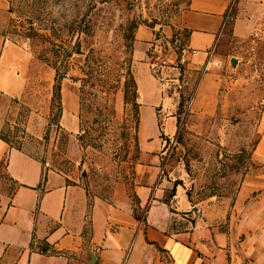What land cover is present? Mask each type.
<instances>
[{"label": "rangeland", "instance_id": "1", "mask_svg": "<svg viewBox=\"0 0 264 264\" xmlns=\"http://www.w3.org/2000/svg\"><path fill=\"white\" fill-rule=\"evenodd\" d=\"M190 2L0 0V63L7 70L16 61L20 80L11 103L16 114L3 136L93 196H133L142 160L136 34L140 28L168 29L172 38L158 36L172 43L181 37ZM174 52L151 61L169 98L165 117H176L164 175L171 186L185 187L197 206L233 205L245 176L264 173V165L252 161L264 136V45L257 49V43L229 38L214 83L204 86L203 75L191 76L168 60Z\"/></svg>", "mask_w": 264, "mask_h": 264}, {"label": "crops", "instance_id": "2", "mask_svg": "<svg viewBox=\"0 0 264 264\" xmlns=\"http://www.w3.org/2000/svg\"><path fill=\"white\" fill-rule=\"evenodd\" d=\"M181 31L196 51L183 65L186 73L203 75V86L213 84L229 38L257 43V49L264 45V0H191ZM159 32L169 39L175 34L140 28L134 43L142 160L133 196H93L3 136L6 121L16 114L11 103L20 80L17 62L9 61L14 68L4 70L1 61L0 264H264V196L257 197L264 173L245 176L233 205L200 206L185 187L171 186L162 175L176 117H165L169 98L151 63L170 51L160 50ZM174 53L169 61H178ZM5 80L10 85H2ZM252 161L264 165V136Z\"/></svg>", "mask_w": 264, "mask_h": 264}, {"label": "built area", "instance_id": "3", "mask_svg": "<svg viewBox=\"0 0 264 264\" xmlns=\"http://www.w3.org/2000/svg\"><path fill=\"white\" fill-rule=\"evenodd\" d=\"M159 48L160 50L166 48L170 51H175L177 56H178V61L179 63L183 66L185 64H187L188 62V57L192 54H195L196 51L192 50L188 47V45H186L181 37H176L173 39L172 43L170 42H166L165 39H159ZM218 65V63L216 64ZM209 63L207 64V66L205 67L206 70L209 69ZM162 175H164V173H162Z\"/></svg>", "mask_w": 264, "mask_h": 264}, {"label": "water", "instance_id": "4", "mask_svg": "<svg viewBox=\"0 0 264 264\" xmlns=\"http://www.w3.org/2000/svg\"><path fill=\"white\" fill-rule=\"evenodd\" d=\"M231 63H232V66L233 67H236V65H237V59L236 58H232L231 59Z\"/></svg>", "mask_w": 264, "mask_h": 264}]
</instances>
